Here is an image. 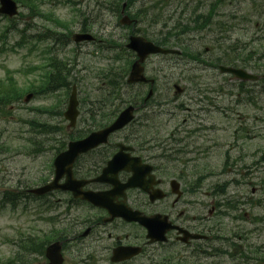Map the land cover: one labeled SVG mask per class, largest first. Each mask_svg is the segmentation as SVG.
<instances>
[{
    "label": "rangeland",
    "instance_id": "rangeland-1",
    "mask_svg": "<svg viewBox=\"0 0 264 264\" xmlns=\"http://www.w3.org/2000/svg\"><path fill=\"white\" fill-rule=\"evenodd\" d=\"M78 1V7L83 8L85 12L84 16H88L92 21L95 20L94 29L98 34L105 35L106 37L109 35L117 37L124 36L128 33L127 28L117 26V18L113 17L107 9L101 8L98 4H102L103 2L107 3L106 1ZM213 1L214 0H205L206 8H209ZM166 2L170 4L163 8L165 4L162 0H135L130 11L133 14H137L138 19L136 26L140 33H146L147 37L150 38H157L162 32L171 31L173 40L175 39L174 34L176 31H174L173 28L177 21L176 15H178L180 10L178 6L183 4L179 0H166ZM237 5L238 9L234 10ZM237 5L234 4L233 7L230 5H222L218 11V14L220 12L223 13L220 18L225 23L232 22L231 26H233V28L227 30L229 36L227 34L222 35L217 31V27L213 24L216 20L213 19V23L211 24L214 27L210 25V29L204 32H207V38L194 41L192 44L197 50L203 52L206 51V48L215 49V56L222 55L228 50L227 48L230 45L237 46L238 56L252 53V57L257 59L256 63L259 66L258 70L254 72H258V74L262 75L263 81L259 82V84H262L264 83V0H238ZM48 11H53L57 16L70 22L75 16V9L71 8L68 4L64 6L55 5L54 8H48ZM23 13H26L25 9H23ZM173 13L174 17L171 18L170 21H167L168 15ZM159 17V22H155ZM96 19L98 20L96 21ZM215 19H217V16H215ZM26 21L28 22L30 19H16L12 27L22 29ZM35 23L38 25H48V23L41 21ZM7 24H10V22L0 17V32ZM18 39L19 32L16 30L11 31V33H9V38L5 39L8 48L5 52L0 53V80L5 79L6 69H11L19 86L27 88L30 86L31 82L38 84V76L32 75L29 71L30 63L33 59L31 54L28 53L27 48H23L21 51L20 49L13 50V48H11L15 47ZM228 53L232 56L235 55V53L230 51ZM205 56H209L210 59L211 53H206ZM35 58L36 55H34V59ZM153 58L154 59L149 63V74L156 72V70L158 71L161 67L166 69L165 77L160 81L159 90L163 93V98L165 99L164 111L169 112L172 110L175 116L172 118L169 116V113L162 114L155 118V123H160L159 128L161 135H166L170 130H175L178 125H183L185 127H182L188 130L195 128L202 129L190 133L189 135V131H182L181 133V135L186 136V147L199 153L197 155L199 159L195 161V166L198 171L206 173L207 170H210L212 173H220L221 167L224 166L226 160L225 154L227 149H229L228 145L230 141H232V132L235 131L237 126L243 125L246 127L247 131L257 135V138L249 142L248 140L242 141V143L245 144L244 152L247 154L253 153V150L257 147H259L260 153L264 152V91H262L260 95V104L262 108L261 110H257L250 106L247 107V96L245 94L237 96L238 87L235 85L238 84V81L233 78V76L218 75L212 71L210 66L198 63L196 60L187 61L180 58L170 59L168 57L159 56ZM80 62L82 63L81 66L85 63H89L90 65V62L84 55L80 58ZM174 82H178L185 87L184 95L180 96L179 99L174 98V96H176L173 88ZM83 94L84 92H81L80 95ZM67 95L68 94L59 91L49 97H40L28 103H21L13 110L12 119L10 121H0V145L3 148H7L9 145L11 148V151L3 152L0 156V189L23 188L24 185L35 186L40 181L38 180L39 175H47L49 173L48 168L52 159L51 153L45 152L38 157L26 153V151H28L27 147L24 146L25 144L18 138V135L27 137L30 135V132L28 134H21L22 132H26V126L28 127V125L20 123L19 120L36 119L51 124L62 123L68 127V121L60 115V113L64 112L66 109ZM239 98L245 101L239 103L242 107H236L237 99ZM181 103L184 105L183 109L179 107ZM37 107H52V112L39 113L38 115L33 114L31 117V109ZM229 107H236L234 110H241L240 114H234L236 115L234 116V122H231L230 119L226 117L230 112ZM141 114L142 113H138L137 116H141ZM255 115H258L260 118L255 119ZM186 118L188 119V123L185 124ZM162 123L164 124L163 127ZM254 126H256V128H254ZM50 137H52V135H50ZM3 141L8 143V145ZM232 153L236 154L235 151ZM257 158L259 159L261 157L258 156ZM253 160V156L246 159L247 163H251ZM262 161L264 163V160ZM261 167L264 168L262 165ZM225 168H227V165ZM227 177L228 175L218 178L210 176V181L226 179ZM261 177L264 178V169L258 172V177L252 178V181L255 184L258 182L261 184L262 182L263 189L261 190V197H264V181H261ZM245 187L252 191L254 188L250 185ZM255 213L264 215V202L262 207L256 208ZM9 220H11L9 211H0V261L8 260L14 256V252L8 250L6 246L7 243L4 241L5 235L3 234L11 233L12 235L14 233L13 230L8 229L9 224H7V222ZM226 224V230L231 228V221L226 220ZM244 226L246 228L253 227L251 223H244ZM2 227L4 229H2ZM257 235L258 233H253L250 238V241L256 246L264 242V233L262 234L263 239L260 237L257 239ZM242 245L244 244L242 243ZM253 248H251V250L246 249V253L261 257L260 253L253 252ZM225 259L227 260L225 264L250 263L243 257L235 259L225 257ZM251 261L250 264H259L257 259Z\"/></svg>",
    "mask_w": 264,
    "mask_h": 264
},
{
    "label": "flooded vegetation",
    "instance_id": "flooded-vegetation-1",
    "mask_svg": "<svg viewBox=\"0 0 264 264\" xmlns=\"http://www.w3.org/2000/svg\"><path fill=\"white\" fill-rule=\"evenodd\" d=\"M240 102L243 101H237V105ZM87 103H83L82 126L96 128V124L91 123V116H100L102 110L86 106ZM228 118L231 122L235 121L234 117ZM134 129L132 123L110 134L104 149L93 151L91 154L96 156L79 162V171L84 175H95L121 149L120 144L133 146L124 149L123 158L141 159V163H134L143 170L136 176L141 183L139 186L119 188L134 175V171L123 169L117 175L118 186L101 182L88 188L109 194L115 212L129 208L136 210L141 219L155 216L156 228L161 233L169 225H174L166 232V240H152L142 220L113 216L110 209L79 199V206L67 203L70 213L60 216L57 222L52 220L50 226L38 227L29 233L35 252L31 256L32 264H197L198 253L208 254V250L214 248L215 237L223 238L218 233L222 225L217 220L218 201L212 200L210 209L199 197L203 183L208 184L209 180L198 179L193 167L195 158L183 150L154 146L149 137L140 135ZM243 129V125L237 126L232 132V141L225 154L230 170L260 168L259 161L254 164L245 162V158L252 155L244 152L242 141L249 142L257 135L242 132ZM234 151L236 154L232 153ZM253 152L259 154V147ZM208 192L206 197L210 195ZM54 199V193L47 196L49 201ZM72 199L69 197L68 201L77 202ZM185 231L199 234L202 238H187Z\"/></svg>",
    "mask_w": 264,
    "mask_h": 264
},
{
    "label": "water",
    "instance_id": "water-1",
    "mask_svg": "<svg viewBox=\"0 0 264 264\" xmlns=\"http://www.w3.org/2000/svg\"><path fill=\"white\" fill-rule=\"evenodd\" d=\"M130 46L139 51V54L141 56V60H143L145 58V56L151 52H157V51L167 52V50H162L161 48L154 46V44H152V43L145 42L142 38H133ZM137 65H138V63H137ZM228 70L235 72L238 76H242L245 78L249 77L248 74H246L242 71H235L233 69H228ZM138 74H139V69L136 66L134 69V75L138 76ZM131 118H132V109L129 108L121 114V116L117 119L115 124L110 129H117V128L122 127Z\"/></svg>",
    "mask_w": 264,
    "mask_h": 264
},
{
    "label": "trees",
    "instance_id": "trees-1",
    "mask_svg": "<svg viewBox=\"0 0 264 264\" xmlns=\"http://www.w3.org/2000/svg\"><path fill=\"white\" fill-rule=\"evenodd\" d=\"M30 1V0H29ZM33 7H35V6H33ZM57 21V20H56ZM56 23H60L59 21H57Z\"/></svg>",
    "mask_w": 264,
    "mask_h": 264
}]
</instances>
